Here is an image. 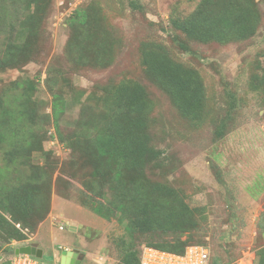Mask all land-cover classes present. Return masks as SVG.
<instances>
[{
    "label": "rangeland",
    "instance_id": "rangeland-1",
    "mask_svg": "<svg viewBox=\"0 0 264 264\" xmlns=\"http://www.w3.org/2000/svg\"><path fill=\"white\" fill-rule=\"evenodd\" d=\"M131 1L51 0L40 28L31 34L35 44L29 60L0 69V98L27 91L28 81L35 85L29 93L40 111L37 124L46 132L47 159L56 165L50 212L35 229L24 228L22 238L0 232V253L8 257L9 251L37 242L42 260L55 261L54 251L75 244L83 256L80 264L119 263L131 241L127 221L106 209V215L95 211L91 190L103 187L105 178H96L97 161L74 137L86 112L97 116L115 86L136 81L151 101L150 131L160 155L148 168L130 172L129 179L166 184L188 203L197 225L182 235L187 245L207 246L226 264H250L253 256L255 264L264 245V87H255L253 77L264 66V1L254 36L207 43L191 41L171 26L172 17L188 15L200 0H136V7ZM81 8L96 15L87 31L92 37L79 39L88 48L82 55L70 50L75 38L69 25ZM18 30L23 40L29 35L28 25L12 31L15 37ZM146 41L165 43L172 56L200 72L206 90L201 122L185 116L149 76L142 60ZM16 80L21 85L12 84ZM53 93L65 102L57 128L41 116L52 112ZM34 161L43 164L46 158L38 151ZM145 244L137 241L133 249Z\"/></svg>",
    "mask_w": 264,
    "mask_h": 264
},
{
    "label": "trees",
    "instance_id": "trees-1",
    "mask_svg": "<svg viewBox=\"0 0 264 264\" xmlns=\"http://www.w3.org/2000/svg\"><path fill=\"white\" fill-rule=\"evenodd\" d=\"M50 1L0 0V39L7 33L0 46V69L18 67L29 60L35 44L31 34L40 28ZM261 1L264 0H200L188 15L172 17L171 26L187 39L201 43L248 39L262 22ZM131 4L136 7L137 1L132 0ZM13 8L28 12L16 11L14 21L16 12L10 11ZM95 16L85 8L71 15L69 25L75 38L70 42L72 52L77 49L82 55L88 49L80 40L92 37L87 31ZM26 25L29 35L23 40V33L18 30L15 37L17 27ZM142 60L149 76L171 96L179 110L194 122H201L206 90L200 72L172 56L168 46L159 41L143 43ZM253 82L255 87H264V66L261 73L254 75ZM27 83V91L0 98V232L18 238L24 236V228L35 229L50 212L56 168L55 162L47 159L50 152L43 145L46 132L38 127L40 111L29 93L35 85L32 81ZM12 84L19 86L21 82ZM105 101L107 107L97 116H87L84 108L86 116H82V128L74 138L85 144L97 161L96 178H105L103 187L91 190L95 211L106 215V209L107 214H118L127 221L131 241L118 264H141L142 247L135 250L133 246L142 239L146 240L145 245L183 253L188 245L182 235L197 225L192 218L194 210L166 184L129 179L130 172L148 168L160 155L150 131L151 101L145 86L123 81L108 93ZM64 103L61 95L53 93L52 112L43 113L42 118L51 119L57 128L65 111ZM58 133L63 139L59 128ZM217 134L221 138L225 132L220 129ZM38 151L46 158L43 164L34 161ZM9 252L8 257L3 256L5 261L14 254ZM214 257L226 264L218 255ZM255 264H264V245L256 251Z\"/></svg>",
    "mask_w": 264,
    "mask_h": 264
},
{
    "label": "built area",
    "instance_id": "built-area-1",
    "mask_svg": "<svg viewBox=\"0 0 264 264\" xmlns=\"http://www.w3.org/2000/svg\"><path fill=\"white\" fill-rule=\"evenodd\" d=\"M64 229V226H60ZM63 249L72 250L73 247L62 246ZM0 264H60L57 260L46 261L32 254L15 253L8 261L0 256ZM141 264H221L219 259L212 255L210 248L204 245H188L183 253H176L144 245L141 252Z\"/></svg>",
    "mask_w": 264,
    "mask_h": 264
},
{
    "label": "water",
    "instance_id": "water-1",
    "mask_svg": "<svg viewBox=\"0 0 264 264\" xmlns=\"http://www.w3.org/2000/svg\"><path fill=\"white\" fill-rule=\"evenodd\" d=\"M15 253L32 254L41 259L44 257V250L39 247L37 242L19 246L15 249ZM60 254L62 264H80L83 258L80 249L77 246L72 250L63 249Z\"/></svg>",
    "mask_w": 264,
    "mask_h": 264
},
{
    "label": "crops",
    "instance_id": "crops-1",
    "mask_svg": "<svg viewBox=\"0 0 264 264\" xmlns=\"http://www.w3.org/2000/svg\"><path fill=\"white\" fill-rule=\"evenodd\" d=\"M78 229V227L77 226H74V229ZM76 229V230H77ZM65 246V245H64ZM76 245L75 244H72V245H70V246H68V247H75ZM61 251H59V252H56V251H54V253L51 255V257L53 258V259H56L60 264H62L61 263ZM254 256L251 258V260H250V264H253L254 263ZM83 260V259H82ZM81 260V261H82ZM242 264V263H241Z\"/></svg>",
    "mask_w": 264,
    "mask_h": 264
}]
</instances>
